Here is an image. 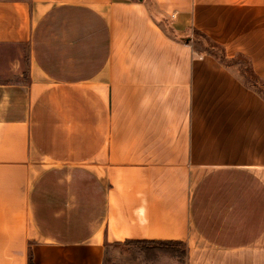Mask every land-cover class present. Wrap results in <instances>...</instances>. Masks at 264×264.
<instances>
[{
  "label": "crops",
  "instance_id": "1",
  "mask_svg": "<svg viewBox=\"0 0 264 264\" xmlns=\"http://www.w3.org/2000/svg\"><path fill=\"white\" fill-rule=\"evenodd\" d=\"M194 32L264 81V0H0V264H264V97Z\"/></svg>",
  "mask_w": 264,
  "mask_h": 264
},
{
  "label": "rangeland",
  "instance_id": "2",
  "mask_svg": "<svg viewBox=\"0 0 264 264\" xmlns=\"http://www.w3.org/2000/svg\"><path fill=\"white\" fill-rule=\"evenodd\" d=\"M198 48L203 47L197 43ZM25 57L26 48H22ZM220 55L219 52H217ZM228 65H233L239 72L245 84L258 91L264 97V81L255 77L249 67L248 62L241 57L227 60ZM187 248L185 245L160 247L154 245L122 244L109 247L106 251L104 264H147L148 259L153 262L159 261L164 264H185Z\"/></svg>",
  "mask_w": 264,
  "mask_h": 264
},
{
  "label": "trees",
  "instance_id": "3",
  "mask_svg": "<svg viewBox=\"0 0 264 264\" xmlns=\"http://www.w3.org/2000/svg\"><path fill=\"white\" fill-rule=\"evenodd\" d=\"M166 31L171 35L173 34L169 28L166 29ZM192 37H193L194 42L198 40L197 43L200 44L208 54L218 58L222 64L228 65L227 60L225 59V56H224V52L219 46L210 42L204 35H201L197 32H194L192 34ZM217 52H219L220 55H218ZM238 57H241V56H238ZM124 244L154 245V246H160V247L183 245L181 242H160V241H125ZM27 264H32V261L30 258H28Z\"/></svg>",
  "mask_w": 264,
  "mask_h": 264
},
{
  "label": "water",
  "instance_id": "4",
  "mask_svg": "<svg viewBox=\"0 0 264 264\" xmlns=\"http://www.w3.org/2000/svg\"><path fill=\"white\" fill-rule=\"evenodd\" d=\"M138 2H142V0H137Z\"/></svg>",
  "mask_w": 264,
  "mask_h": 264
}]
</instances>
